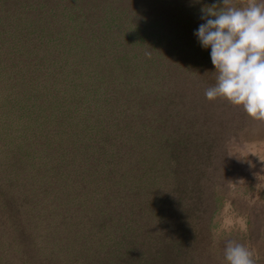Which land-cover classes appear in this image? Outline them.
<instances>
[{
    "label": "trees",
    "instance_id": "trees-1",
    "mask_svg": "<svg viewBox=\"0 0 264 264\" xmlns=\"http://www.w3.org/2000/svg\"><path fill=\"white\" fill-rule=\"evenodd\" d=\"M58 1L0 0V42L14 38L19 53L17 58L13 57L15 62L11 55L0 52V217L12 223L13 229L22 230L14 236L0 224V256L3 248L18 243L22 247L26 233L37 228L36 220L45 218V211L39 208L42 198L52 205L54 215L50 217L58 218V226L54 223L50 226L62 232L65 242H75L71 230L75 221L71 220V213L67 217L69 208L65 209L72 201L68 202L66 196L65 202L60 200L56 184L52 189L44 184L46 179L60 178L65 172L69 181L65 186L72 183L82 186L78 200L86 205H89V186L96 178L99 185H104V191L111 192L116 199L121 198V192L125 194L123 188L134 194L137 191L133 189L143 185L150 193L155 188L160 192H157L160 204L148 210V213L153 211L152 217L146 212L142 216L140 212L131 221L119 213L118 224L121 220L127 223L128 237L114 233L116 229L105 233L110 234L108 239L104 234L96 237L100 240L99 247L106 250L104 253L112 255L114 264L219 263L224 242L218 239L213 245L210 232L207 233L209 229L200 225L203 218V222H210L214 216L217 205L213 201L219 203L202 201L213 194L209 170L198 162L186 170L187 163L182 160L186 162L187 158L176 149L177 140L174 146L170 140L175 129L160 125L161 128L149 132L155 134L146 136L148 133L135 134L130 128L137 124L141 114L132 99L135 91L140 93L136 85L138 78L132 80L135 72L140 81L154 75L159 80L165 78L162 84L166 85L171 71L165 75V67L173 63L186 67L179 79L189 78L194 84L200 81L205 50L195 36L190 40L185 31L200 24L197 15L191 27L189 14L191 6L198 14L201 2L60 0L55 8L45 9ZM16 3L23 9L10 6ZM30 4L35 5L34 15ZM106 11L107 16H103ZM80 19L87 26L79 27ZM58 23L62 26H52ZM17 25L21 26L16 32ZM187 43L193 45L190 51L184 50ZM132 47L137 51H132ZM151 64H155L156 70L152 71ZM32 66L36 73H31V69L27 75L19 74ZM9 67L17 68L11 73ZM214 83L215 80L211 86ZM153 89L155 94L147 93L145 97L160 100L155 111L158 120L176 113L170 109L174 103L186 108L183 103L188 98L184 94L186 88ZM195 98L189 101L194 103ZM173 118L176 121L178 114ZM178 131L183 134L182 127ZM139 137L141 142L136 141ZM149 141L154 149L156 143L165 146L172 152L170 157L179 158L177 163L182 164L181 168H176L175 160L167 166L158 159L160 155L154 156L146 146ZM211 158L208 155L206 160ZM137 165L139 169L130 168ZM136 172L143 173L138 176ZM224 179L222 175L221 187L225 186ZM151 198L155 199L153 193ZM122 199H127V195ZM116 205L118 211L119 202ZM66 218L70 219L67 225L63 223ZM174 227L178 231L185 228L182 237H171L176 233ZM125 242L130 247L123 250L121 244ZM109 245L114 248L107 250Z\"/></svg>",
    "mask_w": 264,
    "mask_h": 264
},
{
    "label": "rangeland",
    "instance_id": "rangeland-1",
    "mask_svg": "<svg viewBox=\"0 0 264 264\" xmlns=\"http://www.w3.org/2000/svg\"><path fill=\"white\" fill-rule=\"evenodd\" d=\"M68 1L72 2V0ZM200 2L202 5L198 14L195 12L196 8L192 6L190 8L189 15L191 27L197 15L200 17L202 7L207 8V6L213 4L219 6V0H199V3ZM229 2L232 6H241L245 4L247 0H229ZM58 4H60V0L53 7L46 5L45 9L51 10ZM75 4L79 6V3ZM10 6L23 9L19 6V3L11 4ZM29 7H31L30 11L32 14L36 12L34 8L35 5L30 4ZM26 8L25 6V9ZM104 10H106V4ZM103 16H107V11ZM78 18H80L79 15L77 16V19ZM89 21L96 24L94 19ZM79 22V27L83 28V26H87L84 21L85 24L83 25L81 19ZM202 22L203 21L200 20V23ZM20 26L21 25H17L16 32ZM52 26L56 28L62 25L58 23V25ZM192 30L194 32L195 29L192 28L191 30L185 31L187 34L186 36H189L190 40H192L194 36L191 32ZM80 32L81 28L79 30V33ZM16 45L17 43L14 38H6V40L0 42L1 55L6 52L11 55V59H14L13 57L17 58L19 53ZM192 47L193 45L187 43L184 50L186 48V51H190ZM203 50H205L206 56L204 53V59L199 69L200 81L195 82V84L191 83L189 78L184 80L179 79L178 76L181 75V72H186L185 65H173L172 63L167 69L165 67V75L167 72L171 71L168 73L166 85L162 84L166 81L165 78L159 80L160 78L156 79L154 75H151L140 81L141 77H138L139 74L136 72L134 73L132 80L138 78L136 85L140 93L135 91V95L132 98L134 102L133 105L141 110V114L139 115L137 124L132 125L130 128L131 131H136L135 134L142 132L144 135L148 133L146 136L155 134L154 131L152 133L149 132L152 131L153 128H159L160 125L163 128L167 126L168 128L170 127L171 130L175 129L171 132L170 140L173 146L177 140L176 149L181 151L180 154L187 158L186 162L182 160L184 164L187 163L186 170L195 165V162H198V164H203L210 172L212 183L210 187L212 186L213 188L211 192V194H213L202 201H219V203L213 201L217 207L210 222L207 221L208 217L206 214L204 217L207 222H203V218L200 221V225L207 226L209 229L207 233L210 232L211 237L213 231L219 229V239L223 240L224 243L226 240L231 239L244 244L253 251L255 264H259L258 260L260 264H264V122L251 119L245 114L241 107L233 106L224 99L217 98L210 101L205 98L204 91L214 82L216 73L213 72V66L208 57L210 49ZM132 51L136 52L137 50L132 47ZM188 53L193 57L190 52ZM14 61L16 62V59H14ZM154 65L155 64H151L150 68H152V71L156 70V66ZM16 68L17 67H9L7 70L12 73ZM31 69L33 70L31 73H36L32 66L25 67L23 73L20 72L19 74L27 75L30 73ZM170 76H172V78L169 81ZM151 80L157 82L156 85L149 84ZM168 87L173 90L182 87L186 88V90L183 89L185 90L184 94L188 95L187 101L183 102L186 108L181 109L179 107V102L178 104L174 103L170 109L176 113L172 112V116H168L164 120H158L155 117V111L160 100H148L145 95L147 93L155 94L153 88L167 89ZM193 97H197L194 103L189 101ZM177 110H180V112ZM177 114L178 119L175 121L173 117ZM6 115L7 114L4 116ZM2 122L4 121L2 120ZM181 127L183 134L178 131ZM176 131H178V134L175 133ZM141 140L142 137H139L136 141L141 142ZM178 142L180 145H178ZM154 145L156 146L155 149L151 141L146 142V146L151 149L153 155L156 157L160 155L158 159L163 160L167 166L172 164L175 160L176 168H181L182 164L177 163L179 158L176 157V159H174V157H170L169 154L172 152L168 151L165 146L159 145L158 143ZM155 151L159 152L154 153ZM167 155L169 157H167ZM208 155L212 156L210 160H206ZM0 160H2V157ZM131 160L133 159L130 157V161ZM158 164L160 165V163ZM4 166L1 165V167ZM130 168L139 169L138 165L135 167L130 166ZM146 170H144V173L148 177V172H146ZM136 173L138 176H141L143 172ZM222 175L225 176L223 182V184H225L224 187L220 185V183H222ZM66 181H68V178L64 172L60 178L59 176H55L50 181L46 179L44 184L50 189L56 184L59 186L55 189L56 193L59 191L60 200L62 199L65 202L64 196H66L68 202L72 201L65 209L69 208L67 217L70 218L69 214L71 213L73 217L71 220L75 221L73 223L74 228L71 226V230L74 232L73 235L75 237L73 241L75 242H65V238L62 237V232L50 226L51 223H58V218L50 217V215H54L52 214V205L48 204V202L46 203L44 198H42L39 208L45 211V218L40 217V220H36L37 228L34 230L31 229L29 234L26 233L27 236L23 239L24 242L22 247L20 243H18L17 246L3 248L2 255L0 256V264H114L112 255L104 253L106 250L99 247L100 240H97L96 237L104 234V237L108 239L110 234L105 235V233H112L115 229L114 233L119 232V234L128 237L129 233L126 230L128 226L127 223L121 220L118 224L119 221H117V218L120 217L119 213L122 214V218L134 221L133 217L136 216V213L139 214L140 212L142 216L146 212L148 217H152L153 211L148 213V210H153V206L156 203L160 204V201L158 202V191L155 190L156 188L154 192H151L155 198L154 200L151 198L150 189L148 187L144 189L143 185L138 189L134 188L133 190L137 191V193L134 192V194L132 193L133 191L131 192L123 188L125 194L122 195L121 192V198L116 199L111 192L107 194L104 191V185H99L96 178L93 180L92 185L89 186V205H86L83 204L82 200H78L80 198L79 191H82L81 188L83 187L78 186V183L65 186V184H67ZM146 194L148 196L145 197ZM125 195H127V199H122ZM134 195H136V198H134ZM118 202V206L121 207H118L119 212L116 211V204ZM109 211H111L110 214H108ZM138 217H140V215ZM241 217L246 220V232H241L239 230L237 221ZM68 218L63 222L65 225L70 221ZM39 221L40 224L38 223ZM0 224L6 226L8 232L14 233V236L19 235L22 231L13 229L14 225L4 221L3 216L0 217ZM102 224L105 226L101 229H97V227ZM114 224L118 227H114ZM9 225L13 230L9 228ZM56 225L58 226V224ZM16 226L18 227V225ZM175 228L176 227H174L173 232L176 233L171 237H182L186 231L185 228L181 231ZM249 235L251 237H249ZM128 242L127 240V243ZM109 243L114 246L113 241ZM127 243L121 244L123 250L130 247ZM112 245H109L107 250L114 248L111 247ZM221 253V259L217 261L219 263L215 264H222L223 251Z\"/></svg>",
    "mask_w": 264,
    "mask_h": 264
},
{
    "label": "clouds",
    "instance_id": "clouds-1",
    "mask_svg": "<svg viewBox=\"0 0 264 264\" xmlns=\"http://www.w3.org/2000/svg\"><path fill=\"white\" fill-rule=\"evenodd\" d=\"M200 20L193 35L203 49H210L215 83L206 88L207 100L221 98L241 107L253 120L264 122V0H247L232 6L219 0L201 8ZM241 232L246 220L237 221ZM220 230L212 234L213 245ZM253 251L235 240H226L222 264H255Z\"/></svg>",
    "mask_w": 264,
    "mask_h": 264
}]
</instances>
